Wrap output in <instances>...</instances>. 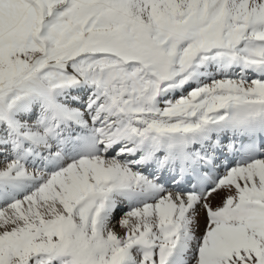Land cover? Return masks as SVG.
I'll return each instance as SVG.
<instances>
[{
	"label": "snow or ice",
	"instance_id": "obj_1",
	"mask_svg": "<svg viewBox=\"0 0 264 264\" xmlns=\"http://www.w3.org/2000/svg\"><path fill=\"white\" fill-rule=\"evenodd\" d=\"M0 264H264V0H0Z\"/></svg>",
	"mask_w": 264,
	"mask_h": 264
},
{
	"label": "bare ground",
	"instance_id": "obj_2",
	"mask_svg": "<svg viewBox=\"0 0 264 264\" xmlns=\"http://www.w3.org/2000/svg\"><path fill=\"white\" fill-rule=\"evenodd\" d=\"M119 231V229H117Z\"/></svg>",
	"mask_w": 264,
	"mask_h": 264
}]
</instances>
